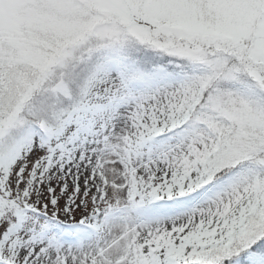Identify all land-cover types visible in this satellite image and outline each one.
<instances>
[{"label":"snow or ice","instance_id":"6c2138e0","mask_svg":"<svg viewBox=\"0 0 264 264\" xmlns=\"http://www.w3.org/2000/svg\"><path fill=\"white\" fill-rule=\"evenodd\" d=\"M0 264H264V0H0Z\"/></svg>","mask_w":264,"mask_h":264}]
</instances>
